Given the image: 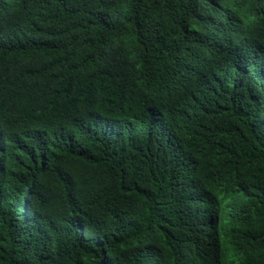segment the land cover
<instances>
[{
    "label": "trees",
    "instance_id": "16d2710c",
    "mask_svg": "<svg viewBox=\"0 0 264 264\" xmlns=\"http://www.w3.org/2000/svg\"><path fill=\"white\" fill-rule=\"evenodd\" d=\"M228 1L0 0V167L14 172L34 154L47 161L24 190L40 204L36 241L24 246L20 223L5 226L21 191L3 196L6 264H139L129 234L164 212L159 202L179 205L178 182L222 186L264 242V123L244 106L240 84L236 99L216 94L233 81L234 23L255 19L261 36L264 0ZM195 38L217 59L175 94L161 84L193 76L182 62ZM247 39L259 44L251 32ZM147 88L158 92L144 103L161 99L192 121L175 127L192 164L183 176L173 155L161 167L135 148L146 107L130 111V94ZM202 95V105L188 101Z\"/></svg>",
    "mask_w": 264,
    "mask_h": 264
},
{
    "label": "clouds",
    "instance_id": "9594fccd",
    "mask_svg": "<svg viewBox=\"0 0 264 264\" xmlns=\"http://www.w3.org/2000/svg\"><path fill=\"white\" fill-rule=\"evenodd\" d=\"M235 0H229L232 6ZM236 39L234 41V57L230 65L233 81L217 90L216 94H224L232 99L240 95L239 84L245 88L244 106L256 114L257 122L264 123V55L261 45L264 44V31L261 36L253 29L261 28L255 19L245 24L234 23ZM254 25V27H253ZM251 32L254 43L247 39ZM215 49L205 40L195 38L182 66L192 70L189 81L167 80L163 85L175 94L188 87L194 80L206 73L216 61ZM157 90H145L141 94L131 93L132 101L129 110L135 112L146 107V116L137 129L138 140L135 148L147 147L143 157L163 167L169 156L176 159V170L183 176L190 169V153L178 139L175 127L186 128L192 122L178 106L170 108L157 99L144 103V98L156 94ZM202 97H192L188 101L202 105ZM142 100V102H140ZM3 131L0 129V134ZM2 136V135H0ZM189 161V162H188ZM22 167L14 172H3L0 167V214L5 213L8 202L3 196L9 190H19L21 194L7 212L5 226L15 224V238L24 246L32 239L36 241L38 223L33 219L34 210L40 206L33 200L29 192H24L35 181L37 174L45 167L47 161L36 154L30 155L28 162L21 161ZM186 166L189 168H186ZM181 170V171H180ZM180 203L159 202L160 210L154 219L139 230L132 231L131 241L134 251L141 256L139 264H264V242L257 235L246 207L236 204L227 198L219 187H198L194 183L178 182ZM199 196L200 198H194ZM202 201V204H197ZM176 218L178 223H173ZM36 223L35 228H27L29 223ZM171 226L174 234L163 244L156 239L159 232H166ZM0 261L6 264L1 258Z\"/></svg>",
    "mask_w": 264,
    "mask_h": 264
},
{
    "label": "bare ground",
    "instance_id": "6f19581e",
    "mask_svg": "<svg viewBox=\"0 0 264 264\" xmlns=\"http://www.w3.org/2000/svg\"><path fill=\"white\" fill-rule=\"evenodd\" d=\"M58 232V231H57ZM2 245V244H1Z\"/></svg>",
    "mask_w": 264,
    "mask_h": 264
}]
</instances>
